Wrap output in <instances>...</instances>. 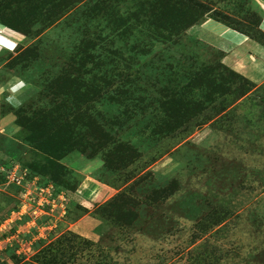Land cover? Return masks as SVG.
<instances>
[{"label":"rangeland","instance_id":"374dc122","mask_svg":"<svg viewBox=\"0 0 264 264\" xmlns=\"http://www.w3.org/2000/svg\"><path fill=\"white\" fill-rule=\"evenodd\" d=\"M195 1L170 41L164 0H0V264H264V39L225 19L264 32V0ZM215 42L225 90L188 86Z\"/></svg>","mask_w":264,"mask_h":264},{"label":"trees","instance_id":"16d2710c","mask_svg":"<svg viewBox=\"0 0 264 264\" xmlns=\"http://www.w3.org/2000/svg\"><path fill=\"white\" fill-rule=\"evenodd\" d=\"M164 1H165V3L163 5L159 4L155 7L152 6V10L150 12V13H154L153 11L156 12L157 10L165 12V14L163 16H166V18H165L164 22H160L162 39L167 36L166 33L168 34V37L171 38V39H169L170 41L176 40L177 38H180V36H182L187 31L188 28L193 26L195 23H198L200 21V19L201 18L203 19L204 15L207 14V12H201L202 7L195 0H164ZM106 4H107V2H106ZM163 12H161V13H163ZM225 19L227 21L229 20V24H226L224 22L226 25H228L229 27H232L233 29L241 28L240 32L242 34H244L248 37L255 36L256 37V38H254L255 41L261 42L260 40L264 39V32L261 31L260 29L258 31H255V29H251L249 27H246L244 24H241L237 21H231L230 17H228V16H225ZM255 32H257V34ZM2 35H4V34H2ZM3 39H5V38H3ZM211 39H213L212 41H214L215 37H213ZM204 42H206V41H204ZM212 46H214V47H212ZM212 46L211 47L209 46V48L212 51L211 58H213L214 59L213 61H215V62L212 61L209 65H203L202 67L197 69L195 76L191 80L189 79L186 83L188 86H190L192 84H196L198 81H200L203 78L209 77V79H210L209 83L210 84H211L213 79L218 80V81H215L216 84L212 83L210 86H211V89L214 90L213 93L214 92L219 93V92H223L225 89L222 88L223 87L222 81H219L221 78H223V76L217 68H218L219 64H222L223 58L225 57V55H227L229 53L230 50H228V49L225 50L223 47L218 46L216 44H214ZM213 48L215 50H213ZM148 53H149V51H148ZM114 55H115V60L118 61V58L121 55V53H120V51H115ZM216 56H218V57H216ZM215 58H217V59H215ZM185 60H187V59H185ZM183 61L184 60H182L181 62H183ZM181 62H179L177 64H179V66H180ZM224 67H225V65H224ZM225 68H226V70H229L227 67H225ZM216 69H217V72L213 75V72ZM215 75H219V79L214 77ZM119 77H120V75L115 73V81ZM241 78L244 80L245 84L248 85L247 88L249 87V85L254 86V83L252 81H250L249 79H247L245 77H241ZM128 88H129V85H128ZM172 91L174 92V90H172ZM89 94H91L92 96H89L88 100H91L93 103H97V104L99 102H101V90L99 88H97V87L93 88ZM115 96H117L118 98H119V96L125 97L124 99L119 98L118 100H115V107L121 106V104L123 102H126V103L129 102L130 103L131 99H132V95L128 94L126 89L123 87L115 89ZM223 96H228V93H226ZM168 99L171 100V102L173 104H175L176 108L179 105H181V110L185 109V111L188 113V109H186L187 108L186 106L183 107V105H185V104L182 101L176 99L172 95L171 96L169 95ZM210 99L212 100L211 94H210ZM190 108L193 110L192 107H190ZM174 118H176V117H172V120ZM111 135H113V134H111ZM113 141H114L113 144L116 145L117 139L114 138ZM124 144H126V145L124 147L122 146V148H124L123 152L125 154H123V152H122V155H131L133 153H136V150H135L136 147H134L133 145H132L133 146L132 147L130 143H128V144L124 143ZM133 155H135V154H133ZM2 165H5V164H2ZM55 187H56V185H55ZM57 191H58V189H57ZM56 193L58 194V192H56ZM75 208H76V205H75ZM85 208L86 207H82V208H80L81 211L80 210L79 211L80 212L83 211V214H84V212L87 211V210H85ZM73 214H74V212H73Z\"/></svg>","mask_w":264,"mask_h":264},{"label":"crops","instance_id":"0c3cea01","mask_svg":"<svg viewBox=\"0 0 264 264\" xmlns=\"http://www.w3.org/2000/svg\"><path fill=\"white\" fill-rule=\"evenodd\" d=\"M263 10H264V8H263ZM218 24V23H217ZM216 26H221L222 28H226L227 29V27H225L224 25H222V24H218V25H216ZM263 27H262V29L264 30V24L262 25ZM230 29V28H229ZM218 30V32L219 31H222L221 29H216V31ZM216 31H212V34H213V37H215V41L217 42V39H219L221 36V32H219V33H217ZM214 32V33H213ZM237 32V31H236ZM239 33V32H238ZM229 34V33H228ZM230 36H232L233 37V39L235 40L234 41V43L236 44V46H241L242 44H240V41L241 40H243V39H241L238 35H236L235 33H232ZM215 42V43H216ZM216 45H217V43H216ZM228 45H230V44H228ZM224 48V47H223ZM225 49V48H224ZM225 50H227V49H225ZM228 50H230V49H228ZM232 50H230L229 51V53L227 54V57H229L230 56V52H231ZM259 56V55H258ZM264 60V59H263ZM98 188V187H97ZM113 192H115V190L114 189H112V188H110V187H108V186H106V185H103V188L101 187V190L99 191V193L97 194V197H96V199H95V202L96 203H98V202H100V201H103V203L104 202H106V201H108L109 200V198H111V196L114 194ZM82 197V196H81ZM81 200H82V198H81ZM83 200H84V205L85 206H88V201L85 199V198H83Z\"/></svg>","mask_w":264,"mask_h":264},{"label":"clouds","instance_id":"9594fccd","mask_svg":"<svg viewBox=\"0 0 264 264\" xmlns=\"http://www.w3.org/2000/svg\"><path fill=\"white\" fill-rule=\"evenodd\" d=\"M25 86L24 84V81L22 80H19L18 78V81L17 83L15 84H12L10 86V88L8 89V91L11 93L8 97H7V102L8 103H12L13 101L16 100V96L17 94L20 92V90ZM4 91L3 88H0V93H2ZM18 102V101H17Z\"/></svg>","mask_w":264,"mask_h":264},{"label":"built area","instance_id":"2783aa9c","mask_svg":"<svg viewBox=\"0 0 264 264\" xmlns=\"http://www.w3.org/2000/svg\"><path fill=\"white\" fill-rule=\"evenodd\" d=\"M0 37H2V35L0 34ZM19 179V178H18ZM22 179H23V177H22ZM59 197H61V196H59Z\"/></svg>","mask_w":264,"mask_h":264},{"label":"bare ground","instance_id":"6f19581e","mask_svg":"<svg viewBox=\"0 0 264 264\" xmlns=\"http://www.w3.org/2000/svg\"><path fill=\"white\" fill-rule=\"evenodd\" d=\"M2 30V28L0 29V31ZM262 64V63H261Z\"/></svg>","mask_w":264,"mask_h":264}]
</instances>
